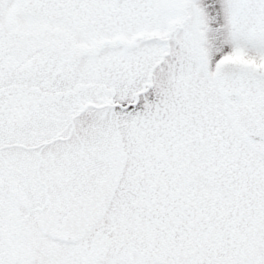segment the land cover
Here are the masks:
<instances>
[{
	"label": "snow or ice",
	"instance_id": "obj_1",
	"mask_svg": "<svg viewBox=\"0 0 264 264\" xmlns=\"http://www.w3.org/2000/svg\"><path fill=\"white\" fill-rule=\"evenodd\" d=\"M0 264H264V0H0Z\"/></svg>",
	"mask_w": 264,
	"mask_h": 264
}]
</instances>
